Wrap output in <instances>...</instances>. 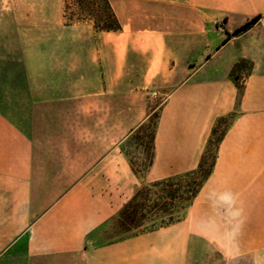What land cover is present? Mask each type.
Instances as JSON below:
<instances>
[{"label": "crops", "instance_id": "1", "mask_svg": "<svg viewBox=\"0 0 264 264\" xmlns=\"http://www.w3.org/2000/svg\"><path fill=\"white\" fill-rule=\"evenodd\" d=\"M108 1L121 30L54 28L24 62L26 98L0 105V264H188L204 244L264 264V0ZM154 114L143 179L195 170L222 135L212 172L179 223L91 245L86 184L137 180L121 149Z\"/></svg>", "mask_w": 264, "mask_h": 264}, {"label": "rangeland", "instance_id": "2", "mask_svg": "<svg viewBox=\"0 0 264 264\" xmlns=\"http://www.w3.org/2000/svg\"><path fill=\"white\" fill-rule=\"evenodd\" d=\"M66 1L68 9H65ZM75 10L76 4L70 0H0V105L6 102L19 105L22 93L26 98V58L37 57L36 46H54V38L60 37L58 31V34L52 31L54 28L79 23L70 21V14ZM157 116L152 115L151 123L147 121L148 125L137 138L124 143L121 150L126 160L131 159L138 164L147 158L149 137ZM214 140L207 147L208 164L214 156ZM147 182L150 181L127 176L114 180L97 178L87 182L86 187L96 188V194L85 197L88 204L86 214L92 216L99 213V218L89 217L93 224L99 222L90 235L91 245L106 244L123 236L117 227L118 213L135 190ZM204 245L201 251L194 253L195 257L190 258L188 264H251L249 259L216 258L212 246Z\"/></svg>", "mask_w": 264, "mask_h": 264}, {"label": "trees", "instance_id": "3", "mask_svg": "<svg viewBox=\"0 0 264 264\" xmlns=\"http://www.w3.org/2000/svg\"><path fill=\"white\" fill-rule=\"evenodd\" d=\"M76 4V10L70 14V21L90 22L96 32H118L121 25L118 22L108 0H70ZM65 9H68L67 1ZM259 17H254L234 34L241 33L256 22ZM243 67L250 68V62H238L233 71H239ZM150 116L147 121L151 123ZM158 119V116H157ZM147 121L138 127L128 137H138L145 128ZM157 122L154 124L147 146V158L138 164L131 159L128 160L133 174L143 179V174L149 170L154 160V139ZM217 131H212V136ZM222 135L215 140L217 148ZM140 139V138H138ZM212 141H209L211 144ZM215 154L210 164H208L207 150L195 170L167 178L154 180L141 185L135 190L133 195L123 204L118 213L117 227L124 236H136L148 232L157 231L179 223L187 209L192 205L195 198L201 191L204 183L210 176L214 166ZM207 166V167H206Z\"/></svg>", "mask_w": 264, "mask_h": 264}, {"label": "clouds", "instance_id": "4", "mask_svg": "<svg viewBox=\"0 0 264 264\" xmlns=\"http://www.w3.org/2000/svg\"><path fill=\"white\" fill-rule=\"evenodd\" d=\"M216 199L227 207L224 209L225 213H230L232 217H238L240 210L235 208L236 196L230 191L219 194Z\"/></svg>", "mask_w": 264, "mask_h": 264}]
</instances>
